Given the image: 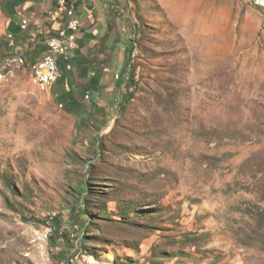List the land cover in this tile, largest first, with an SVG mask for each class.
I'll return each instance as SVG.
<instances>
[{"label":"rangeland","instance_id":"obj_1","mask_svg":"<svg viewBox=\"0 0 264 264\" xmlns=\"http://www.w3.org/2000/svg\"><path fill=\"white\" fill-rule=\"evenodd\" d=\"M109 1L130 66L92 125L0 62V264H264V0Z\"/></svg>","mask_w":264,"mask_h":264},{"label":"crops","instance_id":"obj_2","mask_svg":"<svg viewBox=\"0 0 264 264\" xmlns=\"http://www.w3.org/2000/svg\"><path fill=\"white\" fill-rule=\"evenodd\" d=\"M4 0L6 53L19 54L31 64L49 52L48 41L58 37L68 19L78 17V47L68 59L57 55L60 76L49 86L56 102L72 111L76 118L88 119V125L100 112L108 110L115 92L123 86L127 35L120 23H114L109 0ZM27 24L22 27V20ZM116 22V21H115ZM4 46L0 42V52Z\"/></svg>","mask_w":264,"mask_h":264},{"label":"bare ground","instance_id":"obj_3","mask_svg":"<svg viewBox=\"0 0 264 264\" xmlns=\"http://www.w3.org/2000/svg\"><path fill=\"white\" fill-rule=\"evenodd\" d=\"M262 3V2H261ZM27 21L22 20V27H25ZM78 30V28H77ZM49 52L40 60L33 62L30 66L31 72L34 69H38L44 63L53 64V72L60 76V71L57 65V55H62L65 59H68V53L78 47L76 40V33L63 32V29L59 31L58 37L48 41ZM65 52V53H64ZM37 82L43 86H50V79H39V73L32 72ZM56 81V80H55ZM54 81V82H55ZM108 264V263H105Z\"/></svg>","mask_w":264,"mask_h":264},{"label":"built area","instance_id":"obj_4","mask_svg":"<svg viewBox=\"0 0 264 264\" xmlns=\"http://www.w3.org/2000/svg\"><path fill=\"white\" fill-rule=\"evenodd\" d=\"M79 24L80 20L78 17L68 19L66 26L62 28L63 32L76 33ZM32 72L39 73V79H50V84H54V81L59 77V75L53 72V64L51 62L42 64L38 69H34Z\"/></svg>","mask_w":264,"mask_h":264},{"label":"trees","instance_id":"obj_5","mask_svg":"<svg viewBox=\"0 0 264 264\" xmlns=\"http://www.w3.org/2000/svg\"><path fill=\"white\" fill-rule=\"evenodd\" d=\"M4 4V2H3ZM3 46H4V49H3V52H0V62L2 61V59L6 56V51H7V44L5 42H3V40L1 39L0 41ZM130 49L127 47L125 49V55H126V58H125V64H124V74L126 73L128 67L130 66ZM26 62V61H25ZM27 63V62H26ZM28 64V63H27ZM30 65V64H29ZM133 87V76L130 75L127 79V81H125V90H126V93L123 94V96L121 97V102H126L128 100V97H129V94H130V90L131 88ZM55 99V98H54ZM56 100V99H55ZM121 105H124L125 103H119ZM69 113H72V111L70 110H67ZM95 111L97 112H100L99 108H96V110L94 109V111H92V115L95 113ZM80 122L84 125H87L88 124V119H81Z\"/></svg>","mask_w":264,"mask_h":264},{"label":"water","instance_id":"obj_6","mask_svg":"<svg viewBox=\"0 0 264 264\" xmlns=\"http://www.w3.org/2000/svg\"><path fill=\"white\" fill-rule=\"evenodd\" d=\"M262 5H264L263 3H261Z\"/></svg>","mask_w":264,"mask_h":264}]
</instances>
